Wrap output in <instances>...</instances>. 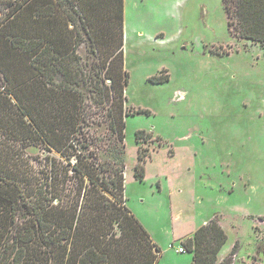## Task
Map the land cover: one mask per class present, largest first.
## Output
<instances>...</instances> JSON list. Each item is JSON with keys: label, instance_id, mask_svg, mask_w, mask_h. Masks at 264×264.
Listing matches in <instances>:
<instances>
[{"label": "rangeland", "instance_id": "rangeland-1", "mask_svg": "<svg viewBox=\"0 0 264 264\" xmlns=\"http://www.w3.org/2000/svg\"><path fill=\"white\" fill-rule=\"evenodd\" d=\"M94 1L83 0L85 13L76 0H30L23 8L19 0H0V74L8 77L2 86L20 99H11L16 112L0 110L19 114L16 124L0 131V145L13 149L30 138L37 148L28 153L36 163L65 158L40 136L27 137L21 119L64 127L76 146L89 135V149L109 153L111 99L103 103L93 81L73 87L71 95L52 84L43 98L37 91L48 87L45 80L30 66L29 54L11 49L8 40L21 33L30 13L51 11V28L81 32L80 62L90 66L93 58L92 65L108 68L120 29H108L106 8ZM72 16L90 18L93 42L80 27L70 30ZM227 20L223 0H124L125 201L116 206L124 205L147 231L159 250L156 264H190L192 252L176 249L211 220L227 234L218 262L227 261L234 249L232 264H264V49L235 36ZM56 45L74 46L72 41ZM155 75L165 80L151 82ZM104 76L105 91L115 64L110 62ZM139 148L145 152L142 179L134 174Z\"/></svg>", "mask_w": 264, "mask_h": 264}, {"label": "trees", "instance_id": "trees-1", "mask_svg": "<svg viewBox=\"0 0 264 264\" xmlns=\"http://www.w3.org/2000/svg\"><path fill=\"white\" fill-rule=\"evenodd\" d=\"M29 1L19 0V8ZM76 1L87 13L88 7L84 6L83 0ZM93 4L106 8L109 30L115 26L120 29L118 44L112 48L109 58V64H115V76L107 78L111 83L109 89L105 86V91L104 75L109 64L108 68L105 63L92 65V58L90 66H84L76 55V47L82 41L81 32L69 35L58 25L51 28V11L30 13L28 22H23L21 33L8 40L11 49L29 54L30 66L45 80L48 87L41 85L37 91L43 98L47 96L48 99L52 84H58L59 92L71 95L73 87L83 88L84 84L93 81L95 92L103 103L111 99L107 112L113 139L107 150L109 153L92 150L89 149V135L76 146L73 138L69 139L71 132L64 127L40 125L32 118L29 122L21 119V129L27 137L40 136V142L50 144L65 159L53 156L36 163L28 153L32 146L37 148L36 143H28L30 138L13 149L0 145V264L157 263L159 250L147 231L124 205L116 206L117 202L124 204L125 201V113L122 109L124 87L129 76L123 61L124 0H95ZM223 5L231 32L239 38L259 42L264 49V0H223ZM49 6L42 7L47 10ZM40 16L43 17L39 21ZM69 22L73 25L70 30L80 27L93 42L90 31L94 29L93 22L88 16L77 21L72 16ZM71 41L74 46L70 48L56 45L58 42L69 45ZM56 77L60 78L57 83ZM5 80L8 77L0 74V86ZM149 80L160 83L165 79L155 75ZM0 88H3L0 89V110L16 112L18 105L11 100H20L16 92L4 86ZM110 89H113L112 94ZM43 102L39 99V104ZM5 116L0 114L2 132L5 127L18 122L19 114ZM139 133H136L137 138ZM101 153L108 154V157L101 159ZM144 154L139 148L138 162L134 166L135 177L139 179L144 176ZM3 237L4 242L1 241ZM226 240L224 228L216 220H211L180 243L185 251L193 254L190 264H232L234 249L227 261L218 262Z\"/></svg>", "mask_w": 264, "mask_h": 264}, {"label": "built area", "instance_id": "built-area-1", "mask_svg": "<svg viewBox=\"0 0 264 264\" xmlns=\"http://www.w3.org/2000/svg\"><path fill=\"white\" fill-rule=\"evenodd\" d=\"M171 247H172V245H171ZM176 250H177V252H180V253L185 252V249L182 246H179Z\"/></svg>", "mask_w": 264, "mask_h": 264}, {"label": "flooded vegetation", "instance_id": "flooded-vegetation-1", "mask_svg": "<svg viewBox=\"0 0 264 264\" xmlns=\"http://www.w3.org/2000/svg\"><path fill=\"white\" fill-rule=\"evenodd\" d=\"M212 53H218V52H212Z\"/></svg>", "mask_w": 264, "mask_h": 264}, {"label": "crops", "instance_id": "crops-1", "mask_svg": "<svg viewBox=\"0 0 264 264\" xmlns=\"http://www.w3.org/2000/svg\"><path fill=\"white\" fill-rule=\"evenodd\" d=\"M195 230H196V229H195ZM195 230H194V231H195Z\"/></svg>", "mask_w": 264, "mask_h": 264}]
</instances>
